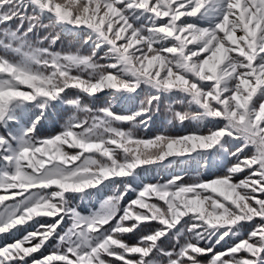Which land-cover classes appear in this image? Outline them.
I'll list each match as a JSON object with an SVG mask.
<instances>
[{"label":"snow or ice","instance_id":"6c2138e0","mask_svg":"<svg viewBox=\"0 0 264 264\" xmlns=\"http://www.w3.org/2000/svg\"><path fill=\"white\" fill-rule=\"evenodd\" d=\"M0 130V264H264V0H0Z\"/></svg>","mask_w":264,"mask_h":264},{"label":"rangeland","instance_id":"374dc122","mask_svg":"<svg viewBox=\"0 0 264 264\" xmlns=\"http://www.w3.org/2000/svg\"><path fill=\"white\" fill-rule=\"evenodd\" d=\"M242 178V177H241Z\"/></svg>","mask_w":264,"mask_h":264}]
</instances>
